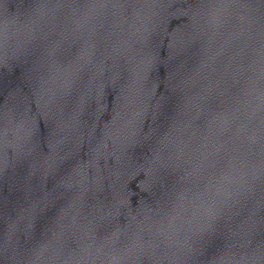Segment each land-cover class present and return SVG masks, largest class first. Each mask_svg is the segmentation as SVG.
<instances>
[{"label":"water","instance_id":"obj_1","mask_svg":"<svg viewBox=\"0 0 264 264\" xmlns=\"http://www.w3.org/2000/svg\"><path fill=\"white\" fill-rule=\"evenodd\" d=\"M0 264H264V0H0Z\"/></svg>","mask_w":264,"mask_h":264}]
</instances>
